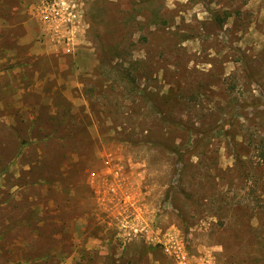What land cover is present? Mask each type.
Instances as JSON below:
<instances>
[{
  "label": "rangeland",
  "instance_id": "374dc122",
  "mask_svg": "<svg viewBox=\"0 0 264 264\" xmlns=\"http://www.w3.org/2000/svg\"><path fill=\"white\" fill-rule=\"evenodd\" d=\"M74 1L0 0V264H264V0Z\"/></svg>",
  "mask_w": 264,
  "mask_h": 264
},
{
  "label": "built area",
  "instance_id": "2783aa9c",
  "mask_svg": "<svg viewBox=\"0 0 264 264\" xmlns=\"http://www.w3.org/2000/svg\"><path fill=\"white\" fill-rule=\"evenodd\" d=\"M37 5L35 12L39 11L40 14L35 19L52 33L58 34V31L68 33L82 21L74 0H38Z\"/></svg>",
  "mask_w": 264,
  "mask_h": 264
},
{
  "label": "trees",
  "instance_id": "16d2710c",
  "mask_svg": "<svg viewBox=\"0 0 264 264\" xmlns=\"http://www.w3.org/2000/svg\"><path fill=\"white\" fill-rule=\"evenodd\" d=\"M158 14L159 13H157V12L156 13L155 12H151L150 13L149 17L150 18L152 17V19H153V21H151V24H155L156 26H164L166 24V22L165 21H162V17L161 16H158ZM126 77H129V72H127L126 74L124 73V75H123L122 78L126 79ZM258 116H261L260 118H262L263 117V114L261 113ZM188 132L191 133L190 130H188ZM212 132H215L214 129H212V130L209 129L208 131H205L206 134L212 133ZM251 144H252V148H254V150L256 152L257 158L260 159L262 162H264V150H263L264 149V145H263V143L261 141L258 142L257 140H252L251 143H250V145Z\"/></svg>",
  "mask_w": 264,
  "mask_h": 264
},
{
  "label": "crops",
  "instance_id": "0c3cea01",
  "mask_svg": "<svg viewBox=\"0 0 264 264\" xmlns=\"http://www.w3.org/2000/svg\"><path fill=\"white\" fill-rule=\"evenodd\" d=\"M79 26V25H78ZM78 26H76L74 29H77V27ZM73 29V30H74ZM79 29V28H78ZM71 33V30L68 32V34H70ZM68 36V35H67ZM75 41L73 40H71V38H69L68 39V41L65 43H57V46H60L61 48H64V50L66 51V53H70L72 50H73V48H75L74 47V45H72V43H74ZM47 44V43H46ZM47 45H49V47L50 48H52V47H54L55 45H53V44H47Z\"/></svg>",
  "mask_w": 264,
  "mask_h": 264
}]
</instances>
